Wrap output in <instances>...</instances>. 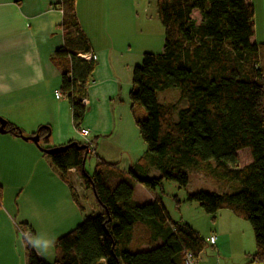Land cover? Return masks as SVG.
<instances>
[{
	"label": "trees",
	"instance_id": "16d2710c",
	"mask_svg": "<svg viewBox=\"0 0 264 264\" xmlns=\"http://www.w3.org/2000/svg\"><path fill=\"white\" fill-rule=\"evenodd\" d=\"M55 6L63 12L64 44L52 61L61 69V92L79 128L86 113L82 98L96 62L80 57L91 47L78 20L76 0H59ZM194 10L200 12V24L191 17ZM157 15L165 30L164 48L146 53L135 67L130 100L136 126L160 175L149 177L136 167L123 172L117 164L99 159L89 173L85 166L91 153L84 162L85 152L78 146L86 143L80 140L68 142L78 145L57 154L43 152L70 186L79 208L84 211L68 178L72 169L100 209L56 239L51 264H184L186 252L198 263L209 244L206 239L188 223L173 221L161 199L137 203L135 184L156 189L173 181L185 189L186 170L211 161L226 189L190 193L187 200L197 202L212 220L219 211L229 210L248 221L256 243L251 259L264 263V43L251 41L254 6L246 0H158ZM170 88L180 90L186 106L178 109L158 101L157 93ZM6 129L17 137L24 135L9 121ZM36 134L46 143L50 127L42 125L31 135ZM243 150L250 154L246 164L240 162ZM2 196L0 185V208ZM25 261L50 264L27 246Z\"/></svg>",
	"mask_w": 264,
	"mask_h": 264
},
{
	"label": "crops",
	"instance_id": "0c3cea01",
	"mask_svg": "<svg viewBox=\"0 0 264 264\" xmlns=\"http://www.w3.org/2000/svg\"><path fill=\"white\" fill-rule=\"evenodd\" d=\"M57 2L59 0H0V117L20 127L24 136L48 125V141L40 140L45 148L80 140L93 146L92 155L96 160L115 163L120 171L136 167L146 176H159L160 170L136 126L130 100L135 67L141 65L146 53H161L164 48L165 30L157 15L158 0H76L80 26L89 41L90 52L97 55L92 80L83 96L86 113L80 127L89 131L87 139L80 135L73 122L69 100L56 96L61 91L62 72L53 63L52 55L64 44L63 12L55 6ZM191 17L197 24L201 23L198 10H194ZM258 36L255 23L251 41L264 42ZM8 159L12 165H23L29 198L25 196L24 202L16 201L7 208L5 205L0 208V264H7L3 256L7 248L17 249V225H24L23 228L33 234L46 232L51 233V237H61L88 216L100 213L94 205L96 201L90 212L83 205L80 191L87 199L90 194L93 198L94 195L84 188L75 169L69 171L68 178L84 211L73 200L70 186L59 173L57 175L49 157L34 142L8 131L0 132L3 190V172ZM141 186L135 184L137 203L158 199L163 202L159 195L137 200L138 192L140 196L143 194ZM186 223L207 242L212 235L217 236L215 245L208 242L210 248L200 255L198 264H264L251 259L256 251L252 226L231 211H219L206 235ZM24 257L22 264H26ZM51 257L49 254V260L42 258L51 264L54 255Z\"/></svg>",
	"mask_w": 264,
	"mask_h": 264
},
{
	"label": "rangeland",
	"instance_id": "374dc122",
	"mask_svg": "<svg viewBox=\"0 0 264 264\" xmlns=\"http://www.w3.org/2000/svg\"><path fill=\"white\" fill-rule=\"evenodd\" d=\"M249 2L254 6L255 9V23L258 33V39H264V0H249ZM260 43H264L261 41ZM158 101L160 103H173L177 106V108H181L183 106L182 100L180 97V90L178 88H170L165 91H160L157 93ZM176 117H178L176 113ZM241 164H246L250 159V154L248 150H243L239 154ZM96 163V158L94 155L90 154L88 159L86 160V170L89 172H93L94 165ZM7 169L4 170V190L1 204L5 207L10 204L18 202H24L25 196L29 198V190L26 188L24 184V168L20 163H13L8 159L6 164ZM204 166V168H203ZM215 162L211 161L210 165L203 164L201 168H189L186 170V173L189 178V183L185 189L179 188L176 182L173 181H165L163 187H157L156 189H150L145 186L142 189L143 194L140 196V192H138L137 200H144L143 198H151L152 196L159 195L162 197L166 210L173 221H186L191 223L195 228L202 231V234L206 235L207 231L210 232L212 227L213 220L211 216L207 215L203 208L197 202H190L187 200L188 194L195 193L199 191H207V192H224L225 188V180L224 177L214 169ZM56 169V168H55ZM57 175H59V171L56 169ZM75 185V183L72 181ZM140 184V183H139ZM21 194V197H20ZM80 196L82 198L83 205L87 209L88 212L93 211L94 205L98 207L97 204H94L95 198L91 196L90 199L82 197V193L80 191ZM21 198V199H20ZM94 199V200H93ZM96 203V202H95ZM16 204V203H15ZM6 207V208H7ZM99 208V207H98ZM24 208H22L23 210ZM25 210V209H24ZM241 219V218H240ZM246 223L250 225V223L244 219H242ZM24 229L23 225H17V249L14 247L7 248L3 252V256L5 259V263L7 264H22L24 257V251L26 248V244L22 243V233L20 229ZM205 232V233H204ZM42 233V232H41ZM46 233V232H43ZM49 236L51 233H48ZM58 239L59 237H54ZM210 248L208 245L206 249ZM50 254L55 255V250L53 249L50 253L43 255L41 257L48 258ZM204 255V252L201 256ZM52 258V257H51ZM25 260V257H24ZM2 262V260L0 261ZM200 264H202L200 262Z\"/></svg>",
	"mask_w": 264,
	"mask_h": 264
},
{
	"label": "clouds",
	"instance_id": "9594fccd",
	"mask_svg": "<svg viewBox=\"0 0 264 264\" xmlns=\"http://www.w3.org/2000/svg\"><path fill=\"white\" fill-rule=\"evenodd\" d=\"M22 243L36 252L37 255H46L56 247V239L46 233H24Z\"/></svg>",
	"mask_w": 264,
	"mask_h": 264
},
{
	"label": "built area",
	"instance_id": "2783aa9c",
	"mask_svg": "<svg viewBox=\"0 0 264 264\" xmlns=\"http://www.w3.org/2000/svg\"><path fill=\"white\" fill-rule=\"evenodd\" d=\"M80 57L83 58L84 60H87V61H95L97 60V55H95L94 53H91V52H88V53H85V54H80ZM56 96L58 98H62V97H65L64 94L59 91L56 93ZM82 103L85 105L86 104V100L85 98L83 97L82 98ZM79 129V133L82 137H84L85 139L89 138L90 136V133L88 130L86 129H83L81 127L78 128ZM88 141V140H87ZM89 146V152L92 154L93 152V146H91V144L89 143L88 144ZM21 230V233H22V236L24 233H30L29 230L27 229H20ZM216 241H217V236L216 235H212L209 239H208V242L212 245H215L216 244ZM184 264H198L194 255L191 253V252H186L185 253V262Z\"/></svg>",
	"mask_w": 264,
	"mask_h": 264
},
{
	"label": "water",
	"instance_id": "95a60500",
	"mask_svg": "<svg viewBox=\"0 0 264 264\" xmlns=\"http://www.w3.org/2000/svg\"><path fill=\"white\" fill-rule=\"evenodd\" d=\"M6 124H7V121H5V119L0 117V132L1 133L7 132ZM22 138L24 140H29V141L34 142L41 149V151H43L49 155H53V154H57V153H60L62 151H65L70 145H78L77 142H73L71 144H67V145H63V146H59V147L44 148L40 144L41 137L39 134L31 135V136H24L23 135ZM78 147L82 148L85 152V154H84V162H85L87 155L89 153V146L87 144H84V145H79Z\"/></svg>",
	"mask_w": 264,
	"mask_h": 264
}]
</instances>
